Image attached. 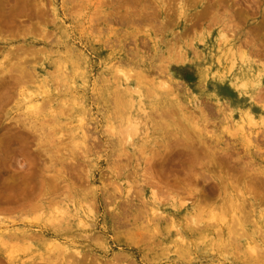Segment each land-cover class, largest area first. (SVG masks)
I'll return each mask as SVG.
<instances>
[{
  "label": "rangeland",
  "instance_id": "rangeland-1",
  "mask_svg": "<svg viewBox=\"0 0 264 264\" xmlns=\"http://www.w3.org/2000/svg\"><path fill=\"white\" fill-rule=\"evenodd\" d=\"M0 264H264V0H0Z\"/></svg>",
  "mask_w": 264,
  "mask_h": 264
},
{
  "label": "bare ground",
  "instance_id": "bare-ground-1",
  "mask_svg": "<svg viewBox=\"0 0 264 264\" xmlns=\"http://www.w3.org/2000/svg\"><path fill=\"white\" fill-rule=\"evenodd\" d=\"M224 40H225V39H224ZM233 64H234V63H233ZM228 67H230V65H229ZM231 67H232V66H231ZM228 69H229V68H228ZM120 71H121V70H120ZM229 71H230V70H228V72H229ZM120 74H121L122 77L127 81V79H128V75H126L125 72L123 73V71L120 72ZM162 83H163V84H162ZM159 85H160V84H158L157 88H158V87L160 88L161 86H162V88H163V86H164L165 88H164L163 90H165V89H170V88H169V85H167V84L165 83V81H162V82H161V86H159ZM242 85H243V84H242ZM56 87H57V86H56ZM167 87H168V88H167ZM170 87H171V86H170ZM38 88H39V87H38ZM127 88H128V87H127ZM45 89H46V88H45ZM170 90H171V89H170ZM44 92H45V91H44ZM48 92H49V91H48ZM132 92H133V91H132ZM135 92H136V89H135ZM45 93H46V92H45ZM46 94H47V93H46ZM153 95H154V94H153ZM172 98H173V97H172ZM49 101H50V99H49ZM81 102H82V101H81ZM74 103H75V102H74ZM38 104H39V103H38ZM38 104H37V105H38ZM41 105H42V104H41ZM31 106H32V105H31ZM48 106H49V105H48ZM33 107H34V105H33ZM231 118H232V117H231ZM83 121H84V119L82 118V119L79 120L80 123H79V122H78V123H79L80 125H82L81 123H84ZM249 121H250V120H249ZM248 123H249V122H248ZM66 124H67V123H66ZM85 125H86V124H84V126H85ZM84 126H83V127H84ZM127 126H128V125H127ZM138 126H139V125H138ZM83 127H80V132H81V133H84V131H85L84 128H85L86 126H85L84 128H83ZM241 127H243V126H241ZM82 129H84V131H83ZM128 130H129V129H128ZM130 130H132V129H130ZM126 131H127V130H126ZM135 131H136V130H135ZM40 132H41V131H40ZM85 132H86V131H85ZM127 132H128V131H127ZM133 132H134V131H133ZM136 132H137V131H136ZM63 133H64V132H63ZM76 133L78 134L77 131H76ZM61 135H62V134H61ZM70 135H72V134H70ZM84 135H85V133H84ZM68 136H69V135H68ZM87 136H88V135H87ZM88 137H89V136H88ZM65 138H66V137H65ZM83 138H84V137H83ZM72 140L74 141V139H72ZM76 141H77V140H76ZM84 141H85V140H84ZM81 143H82V142H81ZM76 144H78V143H76ZM85 145H86V144H85ZM82 146H83V145H82ZM84 147H85V146H84ZM80 222H81V221H80ZM36 238H37V237H36ZM38 263H39V262H38Z\"/></svg>",
  "mask_w": 264,
  "mask_h": 264
}]
</instances>
